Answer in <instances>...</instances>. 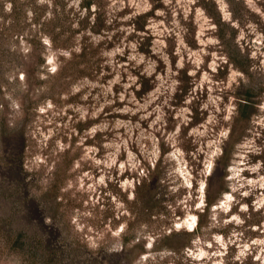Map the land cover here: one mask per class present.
Listing matches in <instances>:
<instances>
[{
	"label": "rangeland",
	"instance_id": "1",
	"mask_svg": "<svg viewBox=\"0 0 264 264\" xmlns=\"http://www.w3.org/2000/svg\"><path fill=\"white\" fill-rule=\"evenodd\" d=\"M0 264H264V0H0Z\"/></svg>",
	"mask_w": 264,
	"mask_h": 264
}]
</instances>
